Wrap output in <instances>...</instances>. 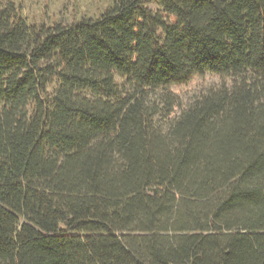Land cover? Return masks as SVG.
Wrapping results in <instances>:
<instances>
[{"label": "trees", "instance_id": "trees-1", "mask_svg": "<svg viewBox=\"0 0 264 264\" xmlns=\"http://www.w3.org/2000/svg\"><path fill=\"white\" fill-rule=\"evenodd\" d=\"M0 264H264V0H0Z\"/></svg>", "mask_w": 264, "mask_h": 264}, {"label": "rangeland", "instance_id": "rangeland-1", "mask_svg": "<svg viewBox=\"0 0 264 264\" xmlns=\"http://www.w3.org/2000/svg\"><path fill=\"white\" fill-rule=\"evenodd\" d=\"M15 3L18 13L29 24H46L62 22L69 24L82 17L97 16L108 7L110 0H10ZM148 7L156 11L158 6L150 4ZM228 79L215 74L206 73L194 76L189 82L176 84L170 92L178 97L181 107H185L208 90L218 87ZM180 108H175L177 115Z\"/></svg>", "mask_w": 264, "mask_h": 264}]
</instances>
